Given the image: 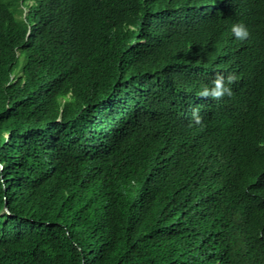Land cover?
I'll use <instances>...</instances> for the list:
<instances>
[{
    "label": "trees",
    "instance_id": "trees-1",
    "mask_svg": "<svg viewBox=\"0 0 264 264\" xmlns=\"http://www.w3.org/2000/svg\"><path fill=\"white\" fill-rule=\"evenodd\" d=\"M0 264H264V0H0Z\"/></svg>",
    "mask_w": 264,
    "mask_h": 264
},
{
    "label": "clouds",
    "instance_id": "clouds-1",
    "mask_svg": "<svg viewBox=\"0 0 264 264\" xmlns=\"http://www.w3.org/2000/svg\"><path fill=\"white\" fill-rule=\"evenodd\" d=\"M231 32L236 39L241 41L246 40L250 36L247 27L243 23L232 25ZM225 79H227V84H232L236 80V77L230 73L227 78H225L223 74L218 73L212 81V87L209 88L205 86L199 93L200 97L219 100L225 95L231 96L232 90L230 87L226 86ZM193 117L195 124H201V117L197 109L193 110Z\"/></svg>",
    "mask_w": 264,
    "mask_h": 264
}]
</instances>
